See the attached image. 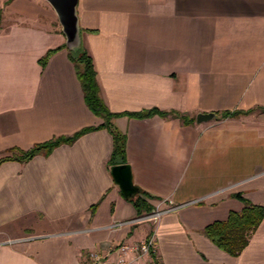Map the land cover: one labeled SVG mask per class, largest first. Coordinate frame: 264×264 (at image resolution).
Listing matches in <instances>:
<instances>
[{
	"label": "crops",
	"instance_id": "obj_1",
	"mask_svg": "<svg viewBox=\"0 0 264 264\" xmlns=\"http://www.w3.org/2000/svg\"><path fill=\"white\" fill-rule=\"evenodd\" d=\"M77 11L111 111L192 119L115 117L139 189L129 197L107 127L2 161L0 264H86L150 234L160 264H264V218L238 255L203 231L244 200L264 207V0H78ZM65 39L47 0H0V158L103 122ZM140 195L163 213L126 222L152 212L138 211Z\"/></svg>",
	"mask_w": 264,
	"mask_h": 264
},
{
	"label": "trees",
	"instance_id": "obj_2",
	"mask_svg": "<svg viewBox=\"0 0 264 264\" xmlns=\"http://www.w3.org/2000/svg\"><path fill=\"white\" fill-rule=\"evenodd\" d=\"M53 51L54 49L49 50L40 58L42 65L45 64ZM70 55L77 64V74L83 87L86 103L95 114L103 119V122L99 126L82 128L73 135L53 137L48 141L37 143L26 150L12 149L14 151L13 154L0 158V163L7 159L26 161L38 153L49 152L59 144L73 142L80 135L98 127H107L113 135L114 148L110 158L111 163L113 165L117 163H126V137L116 128L114 123L115 117L120 114H128L137 117L160 114L162 116L173 115L181 118L183 117L185 121H190L192 119L178 111H164L157 107L140 111H111L101 96L97 71L92 55L83 47H81L78 52L70 50ZM260 108L264 109V107ZM237 196L243 199L241 194H237ZM147 197H150V195L147 194ZM134 202L139 212L143 210L150 212L152 210V205L146 201L143 195L137 197ZM244 202L245 205L240 211H230L226 219L215 220L206 225L203 229L204 233L216 245L232 255H238L243 250L248 244L251 235L264 218V207L262 205L249 203L245 200Z\"/></svg>",
	"mask_w": 264,
	"mask_h": 264
},
{
	"label": "water",
	"instance_id": "obj_3",
	"mask_svg": "<svg viewBox=\"0 0 264 264\" xmlns=\"http://www.w3.org/2000/svg\"><path fill=\"white\" fill-rule=\"evenodd\" d=\"M55 10L61 29L66 37L67 47L78 52L82 47V35L79 15L77 11L78 0H47ZM216 117L215 112H198L196 120L206 121ZM111 174L119 185L125 197L138 192L137 185L133 182V174L129 163H117L111 166Z\"/></svg>",
	"mask_w": 264,
	"mask_h": 264
},
{
	"label": "built area",
	"instance_id": "obj_4",
	"mask_svg": "<svg viewBox=\"0 0 264 264\" xmlns=\"http://www.w3.org/2000/svg\"><path fill=\"white\" fill-rule=\"evenodd\" d=\"M163 211V209L157 208L150 213L140 215L126 222L156 219ZM123 223L125 221L118 223V225ZM155 244V236L153 234L135 242L122 241L117 244H111L104 257L98 252H91L86 264H160ZM113 254L115 256L111 257Z\"/></svg>",
	"mask_w": 264,
	"mask_h": 264
}]
</instances>
